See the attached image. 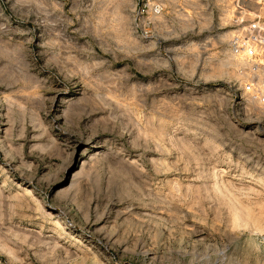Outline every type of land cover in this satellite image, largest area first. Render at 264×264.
<instances>
[{"label": "rangeland", "instance_id": "1", "mask_svg": "<svg viewBox=\"0 0 264 264\" xmlns=\"http://www.w3.org/2000/svg\"><path fill=\"white\" fill-rule=\"evenodd\" d=\"M254 5L0 0V264H264Z\"/></svg>", "mask_w": 264, "mask_h": 264}, {"label": "built area", "instance_id": "2", "mask_svg": "<svg viewBox=\"0 0 264 264\" xmlns=\"http://www.w3.org/2000/svg\"><path fill=\"white\" fill-rule=\"evenodd\" d=\"M248 2H253L264 8V0H231L241 18L246 15L245 8ZM156 11H158V8H156ZM262 18L256 17L248 20L245 25L243 24L245 18L237 21L240 27L231 34L229 48L231 53L243 60L252 72H255V74L261 72L263 78H260L258 83H261L264 87V20Z\"/></svg>", "mask_w": 264, "mask_h": 264}, {"label": "bare ground", "instance_id": "3", "mask_svg": "<svg viewBox=\"0 0 264 264\" xmlns=\"http://www.w3.org/2000/svg\"><path fill=\"white\" fill-rule=\"evenodd\" d=\"M254 4H255V3H254ZM255 5H256V4H255ZM255 5H254V6H255ZM257 6H258V5H257ZM258 7H259V6H258ZM255 8H256V6H255ZM259 8H260V7H259ZM245 10L247 11V9H245ZM250 13H251V12H250ZM252 14H253V13H252ZM248 16H249V15H248ZM252 17H253V15H252ZM250 18H251V17H250ZM260 73H261V72H260ZM49 215H51V214H49ZM52 215H53V214H52ZM53 217H54V216H53ZM56 221H57V220H56ZM62 223H63V222H62ZM59 225H61V224H59ZM59 225H57V226H59ZM54 226H55V225H54ZM57 226H56V227H57ZM63 227H64V225H63ZM58 228H59V227H58ZM61 228H62V225H61L60 229H61Z\"/></svg>", "mask_w": 264, "mask_h": 264}]
</instances>
